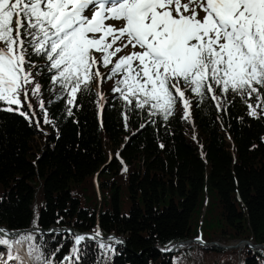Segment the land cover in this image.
I'll return each instance as SVG.
<instances>
[{"label": "trees", "instance_id": "16d2710c", "mask_svg": "<svg viewBox=\"0 0 264 264\" xmlns=\"http://www.w3.org/2000/svg\"><path fill=\"white\" fill-rule=\"evenodd\" d=\"M34 59L54 124L43 123L36 97L31 122L0 111V229L35 235L45 260L30 264H264V249L252 247L194 243L167 253L200 237L264 246V112L249 115L231 93L218 110L210 96L188 92L189 119L179 102L167 121L133 107L125 127L124 104L106 81L102 113L94 82L69 116L46 61ZM97 230L103 240L90 239ZM0 253L6 260V247Z\"/></svg>", "mask_w": 264, "mask_h": 264}, {"label": "snow or ice", "instance_id": "6c2138e0", "mask_svg": "<svg viewBox=\"0 0 264 264\" xmlns=\"http://www.w3.org/2000/svg\"><path fill=\"white\" fill-rule=\"evenodd\" d=\"M34 57L46 61L69 116L94 82L102 113L100 87L111 81L124 104L125 127L133 107L167 121L179 102L189 119L188 92L200 101L210 96L218 110L231 93L255 117L264 112V0H0V104L6 105L0 111L31 122L30 97H36L43 123L54 124L40 98ZM100 236L97 230L90 239ZM83 240L75 236L76 245ZM35 241L32 233L0 229L7 249L0 264L45 260ZM99 246L109 249L103 241Z\"/></svg>", "mask_w": 264, "mask_h": 264}, {"label": "water", "instance_id": "95a60500", "mask_svg": "<svg viewBox=\"0 0 264 264\" xmlns=\"http://www.w3.org/2000/svg\"><path fill=\"white\" fill-rule=\"evenodd\" d=\"M9 233H16V232H9ZM17 234H20V233H17ZM111 238L115 239V236H112ZM97 240H103L101 237L97 238ZM195 242H188V243H180V244H175L171 247L170 250L167 251L168 254H172L174 251H176L178 248L180 247H188L190 248L192 244H194ZM198 243L199 245H201L202 247H209L210 245H206L204 244L203 242H200L199 240L196 242ZM212 246L216 247V248H219V249H223V250H235V249H238V248H243V247H252V248H255V249H264V246H261V247H255L253 246L250 242H240V243H234L230 246H222V245H219V244H213Z\"/></svg>", "mask_w": 264, "mask_h": 264}, {"label": "rangeland", "instance_id": "374dc122", "mask_svg": "<svg viewBox=\"0 0 264 264\" xmlns=\"http://www.w3.org/2000/svg\"><path fill=\"white\" fill-rule=\"evenodd\" d=\"M96 89H97V84H96ZM100 90L102 91V85H101V87H100ZM104 93V92H103ZM193 245V244H192ZM192 245H191V247H192ZM220 245V244H219ZM212 245H210L209 247H211Z\"/></svg>", "mask_w": 264, "mask_h": 264}]
</instances>
